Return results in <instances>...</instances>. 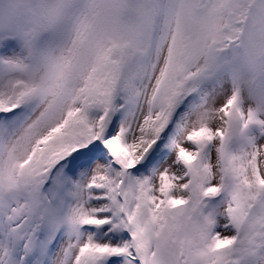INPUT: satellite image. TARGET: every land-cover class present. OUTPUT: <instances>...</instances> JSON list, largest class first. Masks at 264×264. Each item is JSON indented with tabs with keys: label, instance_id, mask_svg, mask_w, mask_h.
Returning <instances> with one entry per match:
<instances>
[{
	"label": "snow or ice",
	"instance_id": "obj_1",
	"mask_svg": "<svg viewBox=\"0 0 264 264\" xmlns=\"http://www.w3.org/2000/svg\"><path fill=\"white\" fill-rule=\"evenodd\" d=\"M0 264H264V0H0Z\"/></svg>",
	"mask_w": 264,
	"mask_h": 264
}]
</instances>
